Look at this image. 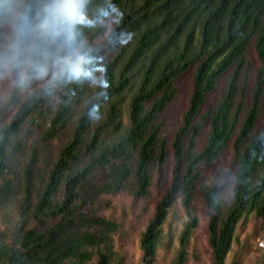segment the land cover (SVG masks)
<instances>
[{"label": "trees", "instance_id": "trees-1", "mask_svg": "<svg viewBox=\"0 0 264 264\" xmlns=\"http://www.w3.org/2000/svg\"><path fill=\"white\" fill-rule=\"evenodd\" d=\"M25 2L15 38L0 30V56L14 49L27 78L0 70V264H124L109 196L149 199L169 149L141 264H159L176 202L187 218L172 264L186 263L197 197L212 264H226L240 220L264 219V0ZM230 145V164L204 181Z\"/></svg>", "mask_w": 264, "mask_h": 264}, {"label": "rangeland", "instance_id": "rangeland-1", "mask_svg": "<svg viewBox=\"0 0 264 264\" xmlns=\"http://www.w3.org/2000/svg\"><path fill=\"white\" fill-rule=\"evenodd\" d=\"M191 78V72L180 77L177 96L169 106L168 112L171 117L180 119L186 108L191 90ZM232 157L233 149L230 145L212 165L204 167V181L210 182L220 168H225L230 164ZM173 168L174 160L172 151L169 149L165 176L161 182L159 175L155 178L152 186L153 193L149 199L137 200L130 193L109 196L112 203L105 212L108 217L120 224L115 244L116 249L124 258V264H141L143 253L139 247L140 234L152 217L156 203L170 186ZM195 213L198 217V224L190 234L186 245L187 260L185 264H212V251L208 241V216L199 197L195 200ZM186 218L179 203H174L164 222L168 236L165 245L158 249L159 264H172L179 247V236ZM226 264H264V219L262 217L250 214L240 220L232 246L226 256Z\"/></svg>", "mask_w": 264, "mask_h": 264}, {"label": "clouds", "instance_id": "clouds-1", "mask_svg": "<svg viewBox=\"0 0 264 264\" xmlns=\"http://www.w3.org/2000/svg\"><path fill=\"white\" fill-rule=\"evenodd\" d=\"M25 0H0V30H4L7 38L14 39L19 31L20 22L27 16ZM0 70H8L17 73V85L23 86L27 82L26 77H21L18 70L17 56L13 49L11 55L0 56ZM97 71L100 67H97Z\"/></svg>", "mask_w": 264, "mask_h": 264}]
</instances>
